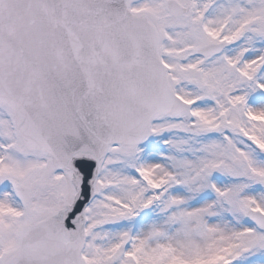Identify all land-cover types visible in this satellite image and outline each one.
Masks as SVG:
<instances>
[{
  "label": "snow or ice",
  "instance_id": "obj_1",
  "mask_svg": "<svg viewBox=\"0 0 264 264\" xmlns=\"http://www.w3.org/2000/svg\"><path fill=\"white\" fill-rule=\"evenodd\" d=\"M0 264H264V0H0Z\"/></svg>",
  "mask_w": 264,
  "mask_h": 264
}]
</instances>
